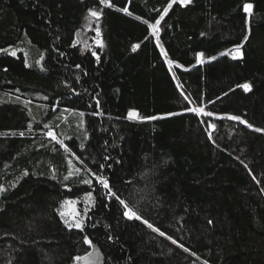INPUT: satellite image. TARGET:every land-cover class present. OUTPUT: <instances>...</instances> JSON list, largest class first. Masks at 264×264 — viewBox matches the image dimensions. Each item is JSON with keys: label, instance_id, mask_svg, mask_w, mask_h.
<instances>
[{"label": "trees", "instance_id": "trees-1", "mask_svg": "<svg viewBox=\"0 0 264 264\" xmlns=\"http://www.w3.org/2000/svg\"><path fill=\"white\" fill-rule=\"evenodd\" d=\"M169 2L0 0V264H72L85 236L104 264H264V0L177 2L155 39L148 24ZM90 9L103 47L81 50ZM238 45L242 57L220 55ZM129 109L163 118L128 120ZM62 111L68 122L49 128L69 152L44 128ZM69 159L80 172L65 181ZM86 168L166 235L125 218ZM89 192L83 229H69L57 210Z\"/></svg>", "mask_w": 264, "mask_h": 264}, {"label": "snow or ice", "instance_id": "snow-or-ice-1", "mask_svg": "<svg viewBox=\"0 0 264 264\" xmlns=\"http://www.w3.org/2000/svg\"><path fill=\"white\" fill-rule=\"evenodd\" d=\"M177 2L180 3V5L182 6H187V5H190L193 0H170V2L167 4L166 7L163 8V11H162V14H160L159 16V19H157L155 21V23L153 24H148V28L151 30V34L152 35H155L158 37V33L160 31L159 29V25L161 23V21L164 19V17L169 13V10L173 7L174 4H176ZM99 3L101 5H106L109 3V0H99ZM121 11L125 12V13H128L129 15L131 13H129L128 11V8L125 7V8H122L120 9ZM242 10L244 13L247 14L246 16V19H245V24L247 26V33L244 35L243 37V40L244 42H247L249 39H250V36H251V24H252V16H253V4L252 3H244L242 5ZM101 12L100 11H96V10H89V16L92 17V18H95V19H99L100 16H101ZM139 19V18H138ZM145 23H147V21H145ZM96 34H97V37H99L100 35V30L99 28L96 29ZM203 35V33H202ZM97 44L101 47H103V43L102 41H100L99 39H97ZM159 43V41H157ZM139 45H134L133 46V50H135L136 48H138ZM241 47L242 45H238L236 46L234 49H231L229 50L227 53H220V55H231L234 59L237 58V57H242L243 56V53L241 52ZM160 50H161V53L162 55H164V57L167 59V52H165V50L163 49L162 46H160ZM0 52H8V49H0ZM11 55L15 56L16 55V52L13 50L11 51L10 53ZM93 55H96V53H93ZM203 57H204V53L201 52V53H198L197 54V62L198 63H203L204 60H203ZM216 57L213 56V57H209V60H215ZM168 65H169V70H171V67H172V64H173V61L171 60H168ZM77 67H79V65H77ZM175 78V77H174ZM177 87L179 88L180 85L178 84ZM239 87H242L245 91H249L250 88H251V85L248 84V83H245L243 85H239ZM225 95H227V93H225ZM17 99H19V97H17ZM45 99H47L45 97ZM185 99H187V97H185ZM25 103H29V102H25ZM97 107H99V101L97 100ZM187 111H190V112H194V113H197V114H202V115H205V116H213L214 114L212 112H207L205 111L204 108H189L187 109ZM99 113H93V115H98ZM81 116L84 115V113H80ZM168 115H176V113H169ZM163 117H158V116H141L140 113L135 110V109H129L128 110V113H127V119L128 120H140V121H153V120H157V119H162ZM221 119L225 118V117H219ZM227 119H230V120H233V121H238L240 123H243L245 124L248 128H253V125L251 123H249L248 121L246 120H243L241 118V116H237V115H229L226 117ZM210 128L212 129H215L216 125L215 124H211L209 125ZM28 128L29 130L32 128V124L29 123L28 125ZM44 128L48 129V131L46 132V135L48 137L51 138V141H54L56 143H58L59 145H61L65 152H69V149L68 147L65 145V142L64 140L62 139H58L57 137V134L51 130L49 128V125L45 124L44 125ZM255 131L257 132H264V129H261V128H255L254 129ZM19 136H24L25 135V132H19L18 133ZM209 138L211 139V133L209 134ZM84 145L81 144L80 145V148H83ZM71 155L78 161H80L81 165H83V161L80 159V157L76 156L75 153H71ZM105 160H108L110 159V157L108 156H105L104 157ZM70 169H72L73 167V160L72 159H69L67 161ZM241 163H243L241 161ZM105 165L104 164H100L99 165V168L100 169H104ZM108 167H111V165H108ZM245 167L247 168V165H245ZM85 171L87 173H89L94 179L95 181L103 187V189H106L107 190V193L106 195L110 196V197H113L115 198L120 205L123 206V216L129 220H132V219H135V220H138V221H142L143 224H145L149 229H152L154 232H157L159 233L160 236H165L166 234L164 232H162L159 228H155L153 226L152 223H150L147 219H143L142 216L139 214L138 210H136L133 206H130L129 202H127L125 199H122L120 198L116 192L112 191L111 187H110V184H109V180L107 177H105L104 175L100 174H96L94 172L91 171V169H85ZM80 172V169L79 168H75L74 171L73 170H69L68 174L64 176V180L67 181L69 180L70 177L74 176L75 174H78ZM27 174V173H25ZM55 178V177H53ZM253 179H255V177H253ZM85 184H89L91 185L92 181L91 180H84L83 181ZM5 191V189L3 188V186H0V192H3ZM261 192L264 193V188H261ZM87 196L89 198H91L92 196V193L89 192L87 193ZM70 203H74L73 201H70V200H65L62 202V205L64 204H70ZM58 211V214L61 216V218L63 219L65 217V213L62 211V210H57ZM87 214V210L85 211V215ZM79 214L77 213L76 215H73L72 216V220L71 222L68 220V219H64V223L65 225L69 228V229H72V228H76V229H83V223L82 221L78 220L77 219V216ZM209 223L211 224L212 222L209 221ZM169 240H172V243L173 244H176L177 241L172 239V237H167ZM84 242L91 245V240L85 236L84 238ZM109 239H112V237H109ZM179 247H181L185 252L189 251L187 248H184V246L181 244L179 245ZM76 261H80V260H85L87 261V264H97V261L99 260V256L96 255L95 257L93 256V253H88L87 256L85 257H81V256H77L74 258ZM205 264H207V261L205 262Z\"/></svg>", "mask_w": 264, "mask_h": 264}, {"label": "rangeland", "instance_id": "rangeland-1", "mask_svg": "<svg viewBox=\"0 0 264 264\" xmlns=\"http://www.w3.org/2000/svg\"><path fill=\"white\" fill-rule=\"evenodd\" d=\"M97 28H98V20L90 17L89 12H88L86 17H85L83 25L81 26L80 29H78V31L74 35L73 44L76 45L81 50L91 49L93 46H98L96 41H97V39H99L101 41V39H100V35H99V37H97V34H96ZM158 35H159V33H158ZM153 36L155 39L157 38V36H155V35H153ZM171 69H172V67H171ZM70 116H71L70 112H65V111H62L61 113L54 112L49 118L45 119L44 124L52 125V124H56V122L57 123L61 122L62 124H64V123L68 122V118ZM75 123H77V121ZM72 170L74 171V168H72ZM70 201H73L74 203L62 205L61 210L65 213V217L63 219L62 218L61 219L63 221H64V219H68L71 222L72 216L76 215L78 213L79 215L77 216V219L82 221V223H84V220H85L86 215H87V214L85 215V211L87 210V212H88L89 207H90V198L87 195H84L80 198L70 199ZM87 245L89 246V250L84 255H81V257H85V256H87L88 253L91 252V253H93L94 257L96 255L99 256V260L97 261V264H104L103 256H102L101 252L97 248H95L92 245V243H91V245H89V244H87ZM72 264H87V261H85V260L76 261L74 259Z\"/></svg>", "mask_w": 264, "mask_h": 264}]
</instances>
